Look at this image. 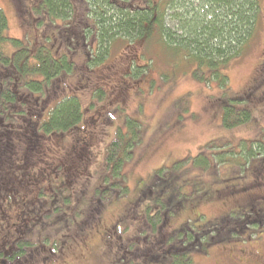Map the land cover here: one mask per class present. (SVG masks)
Instances as JSON below:
<instances>
[{
    "label": "trees",
    "instance_id": "1",
    "mask_svg": "<svg viewBox=\"0 0 264 264\" xmlns=\"http://www.w3.org/2000/svg\"><path fill=\"white\" fill-rule=\"evenodd\" d=\"M34 10L43 12L45 27L53 29L55 36L50 38L51 42L46 38L43 44H28L23 39L10 37L8 19L0 7V193L11 194L13 198L3 199L0 204V215L10 214L13 218L0 236V264L18 262L25 254L24 258L33 257L37 251L48 259L47 263L54 264L69 246H81L79 248L87 251L96 234L104 244L106 236H112L116 227L133 213L137 220H145L151 232H156L163 229L169 216L183 205L185 197L181 196L177 187L186 184L187 177L186 173L178 171L183 168L180 163L189 160L187 158L154 171L146 184L139 185L142 190L127 205L123 203L126 201L124 198L110 195L127 191L125 187L119 189L107 183L110 175L118 180L122 178L120 169L126 152L120 132L109 144L105 159V166H111V174L104 172L97 183V173L89 172L75 186L67 179L75 173V180L81 177V172L75 169L74 161L66 160L76 161L77 147L87 151L82 146L88 141L87 134L83 130L78 132L82 129L78 125L82 123L83 127L92 128L96 122V119L86 121L82 118V104L75 90L89 89L94 97H104L101 86L95 90L90 85L95 82L93 75L100 77L101 70L119 69V61L106 64L113 43L129 46L148 44L158 48L174 69L181 63L189 65L194 79L216 91L218 88L219 94L210 102L218 111L221 128L234 129L251 121L256 113L255 100L247 99L244 94H235L232 90L228 92L227 67L243 54L256 34L262 20L259 0H37ZM24 12L21 9V14ZM61 22L65 23L61 26ZM63 26H66L65 29ZM53 41H57L55 47ZM87 47L89 54L84 50ZM130 63L125 72L129 78L136 77L149 67ZM263 65L264 62H261L253 84L256 87L252 89L259 94L250 90L251 98H259L260 94L264 96ZM95 70L99 73H94ZM260 84L263 86L258 91ZM126 88L124 82L113 86L114 91L120 90L118 97L125 95L123 90ZM99 114L100 111H96V117ZM68 134L74 138L65 151L67 154L57 160H45L52 149V138ZM225 138L231 143L228 145L230 149L221 151L219 146H206L212 157L207 153L195 162L198 165H191L208 170L204 189L201 190L204 201L219 192V188L238 186V182L233 185L222 182L231 178L241 181L246 177L254 160L255 144L258 150L263 149L257 161L264 166L263 141L250 144L247 149L242 144L239 146V141L234 143L230 137ZM236 147L240 148L235 150ZM227 150L234 156L226 158L228 161L221 158ZM229 153L226 155H231ZM215 154L219 159L214 157ZM91 162L88 158V162H82L78 167L89 171L92 169ZM222 162H230L233 166L232 174L227 178L218 168ZM235 166H238L237 170H234ZM92 176H95L94 184H90ZM191 182L200 184L197 180ZM22 189L29 190L28 197L21 192ZM17 195L22 199L15 205ZM145 196L142 211L137 212L136 205ZM116 201H120V214L115 222L103 225L96 221L99 211ZM198 202L199 199H196L193 206L196 207ZM249 202L248 207L232 208L220 219L204 218L198 226L194 222L198 223L203 214L187 218L167 234L168 246L160 250L164 253L141 258L143 261L139 263L119 257L113 262L190 264L193 253L208 249L213 239L223 242L229 237L237 238L244 228L260 225L254 223L259 212L251 209ZM259 206L262 211L259 220L264 222V203ZM28 236L35 237L36 241L33 244L28 242ZM167 250L170 252L167 253Z\"/></svg>",
    "mask_w": 264,
    "mask_h": 264
},
{
    "label": "rangeland",
    "instance_id": "2",
    "mask_svg": "<svg viewBox=\"0 0 264 264\" xmlns=\"http://www.w3.org/2000/svg\"><path fill=\"white\" fill-rule=\"evenodd\" d=\"M21 2L26 5L28 0H0V7L8 19V35L12 38L29 39L32 44L35 42L32 40L37 39L38 42H41L43 37L50 39V37L55 36L54 31L49 27H45L43 30L49 36L37 33L35 27L32 28L31 32L28 23H32V12L22 13V16L21 8L23 7L20 8L22 6ZM259 2L262 20L256 34H254L243 54L227 67L229 76L228 92L232 90L235 94H244L247 99H253L256 103V113H254L252 120L241 126L231 130L221 128L222 122L219 117L217 118L218 111L215 109V105L210 102L211 99H214V96L219 94L218 88L216 91L194 79L189 65L181 63L174 69L173 64L159 53L158 48H153L148 44L144 46L138 43L129 46L123 43H113L110 47L111 52L108 59L106 58V64L109 65L119 61V69L116 67L110 68L109 71L101 70L100 77L93 75L95 82L90 85L95 90L101 86L104 94L103 98L94 97L89 89L75 90L76 95L81 100L82 118L86 121L96 119V122L92 128L83 127L82 123L78 125L82 127V129H78V132L83 130L82 132L87 134L88 141L82 144L87 148V151L77 147L76 154L78 157L76 156V161L70 158L66 160L68 162L74 161L75 169L81 172V177L78 176L75 180V173L67 176L71 184L75 186L82 182L89 172L97 173V183L100 182V175L104 172L107 175L111 174V166H105V159L109 152V144L120 132L123 137V149L125 148L124 152H126L120 169L122 178L118 180L114 175H110L107 178V183L119 189L125 187L127 191H124V193L118 191L110 195L119 196L120 199L124 198L126 201L123 203L127 205V202L132 201L138 192L142 190L143 187L141 188L139 185L146 184L154 171L159 170L161 167H169L179 160L187 158L189 160L180 163L183 168L178 171V173H186V184L177 187L181 196L185 199L181 208L176 209L174 214L169 216L168 221L166 220L163 229L151 232V228L145 224V220H137L136 214L133 213L128 216L127 221L116 227L115 233H111L112 236L110 234L106 236L107 241L104 244L99 239L100 236L96 234L93 241L89 243L87 251L79 248L81 246H69L68 250L61 257H58L59 260L54 264H115L113 261L118 257L128 262L134 260L139 263L143 261L141 258L156 256L160 252L164 253L165 251L160 250L168 246L166 245L167 234L179 227L187 218H195L198 213L199 215L203 214L204 216H201L198 223L194 222L198 226L204 222V218L216 220L226 215L232 208L248 207L247 201H250L249 207L251 209L253 208L256 213L259 212V215H256L258 219L254 223L260 225L244 228V232L238 235L237 238L229 237L223 242L213 239L208 244V249L193 253L190 264H264V230H261L264 229V222L259 220L262 212L259 205L264 203V166L257 161L262 156L260 151L263 149L258 150L255 144V142L263 141L264 145V96L260 94V97L255 99L251 98V94H249L250 90L253 94L258 93L257 90L252 89L253 86L256 87V84H253L260 70V63L264 62V0H259ZM79 13L81 14V12ZM38 16L40 20H44L39 11ZM38 21L37 18L33 23ZM65 22H61V26ZM56 24H59V22ZM65 27L63 26V29ZM63 35L62 32L61 36ZM56 43L53 41L54 47ZM84 50L88 52L89 48L87 47ZM130 62L148 65L149 67L142 70L136 77L129 78L125 72L127 65H131ZM94 73L99 72L95 70ZM122 82L127 85V88L123 90L125 95L118 97L120 90L114 91L113 86L118 83L122 84ZM75 83L77 85L76 81ZM262 86L260 84L258 91L262 89ZM96 111H100L97 117L95 115ZM259 125L262 126L259 127ZM225 137H230L231 141H235L234 143L239 141V146L242 144L247 149H249L250 144L251 146L255 144L254 160L253 163L250 162L252 164L248 168L249 173L245 174L246 177L241 181L236 180L237 178H231L222 182L227 185L238 182V186L219 188L221 189L219 192L216 191L213 197L204 201L201 190L204 189L208 170L193 168L192 166L194 164L198 165L195 162L198 159H203L204 156H207V153L209 157H212L210 155L211 151H206V146L208 148L211 145L214 147L219 146L221 151L229 148L228 145L231 143ZM72 138H74L72 134L63 135L61 138L60 136H54L50 141L52 149L46 155L45 160L61 158L73 143ZM215 143L218 145H215ZM239 148L236 147L235 150ZM201 151L203 153L198 157ZM229 151H225L226 153L221 158L234 157L232 156L233 153H229ZM227 153L231 155H226ZM214 157L219 159L216 154ZM88 158L92 160L90 165L92 169L89 171H85L83 168L79 169L78 166H81L82 162H88ZM226 161L228 160L226 159ZM40 165L39 163L38 166ZM231 167L233 166L230 162H222L218 168L222 170L221 174L227 178L229 174H232ZM237 167L235 166L234 170H237ZM63 172L66 171L63 170ZM64 179L66 180L65 174ZM94 180L95 176H92L90 184H94ZM193 180L200 181V184L195 185L194 182H191ZM243 187L246 188L237 190ZM21 192L26 193L27 196L29 190L22 189ZM9 195L11 196V194ZM8 197L0 193V204L3 202V198ZM192 198L199 199L196 207L193 206L196 199L191 200ZM20 199L21 197L17 195L15 205L18 204ZM145 199L146 196L136 205L137 212L142 211ZM118 202L120 201L102 208L96 221L102 222L103 225L113 224L116 216L120 214ZM8 217L10 218V216ZM8 219L6 215L1 213L0 236L6 231V224L11 220ZM126 224L128 225L126 226ZM162 235H165V237L162 238ZM27 238L28 242L32 244L36 241L35 237L28 236ZM29 251L28 249L27 252ZM38 252H35L33 257L27 258H24L27 255L25 254L21 260L13 264H49L47 263L48 259ZM168 252L170 251L167 250Z\"/></svg>",
    "mask_w": 264,
    "mask_h": 264
},
{
    "label": "flooded vegetation",
    "instance_id": "3",
    "mask_svg": "<svg viewBox=\"0 0 264 264\" xmlns=\"http://www.w3.org/2000/svg\"><path fill=\"white\" fill-rule=\"evenodd\" d=\"M30 1H32V0H30ZM35 1H37V0H35ZM32 5L35 6V3H33ZM95 115H96V113H95ZM4 195H5V194H4ZM9 197L11 198L10 195H9ZM20 197H21V196H20ZM25 197H26V196H25ZM3 199H4V198H3ZM6 199H7V198H6ZM11 199L13 200V198H11ZM21 199H22V197H21ZM8 200H9V199H8ZM8 202H9V201H8ZM6 216H7V218H9L8 216H10V214H9V215H6ZM9 219H13L12 216H10ZM7 225H8V224H6V228L8 227Z\"/></svg>",
    "mask_w": 264,
    "mask_h": 264
}]
</instances>
